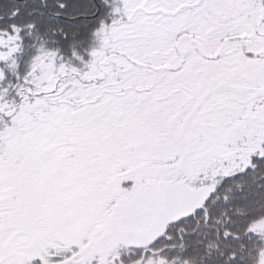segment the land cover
Segmentation results:
<instances>
[{
    "label": "snow or ice",
    "instance_id": "6c2138e0",
    "mask_svg": "<svg viewBox=\"0 0 264 264\" xmlns=\"http://www.w3.org/2000/svg\"><path fill=\"white\" fill-rule=\"evenodd\" d=\"M0 264H264V0H0Z\"/></svg>",
    "mask_w": 264,
    "mask_h": 264
}]
</instances>
